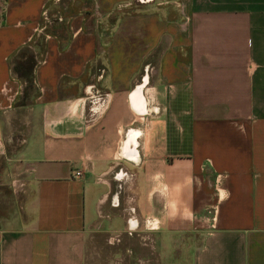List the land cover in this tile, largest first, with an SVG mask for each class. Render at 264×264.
<instances>
[{
	"label": "crops",
	"instance_id": "1",
	"mask_svg": "<svg viewBox=\"0 0 264 264\" xmlns=\"http://www.w3.org/2000/svg\"><path fill=\"white\" fill-rule=\"evenodd\" d=\"M48 1L1 0L0 164L22 192L0 264H83L96 227L147 237L148 264H264V0H61L30 94L12 66Z\"/></svg>",
	"mask_w": 264,
	"mask_h": 264
},
{
	"label": "rangeland",
	"instance_id": "2",
	"mask_svg": "<svg viewBox=\"0 0 264 264\" xmlns=\"http://www.w3.org/2000/svg\"><path fill=\"white\" fill-rule=\"evenodd\" d=\"M60 4L61 0H52L43 7L45 10L44 16L41 15L38 28L34 35L29 39L28 47L26 49L30 51L34 50L33 44L35 41H37L36 39L40 38L46 29H49L51 18L54 16L56 18L58 16L57 11ZM61 22H64V20L61 19ZM28 91L30 94L33 93V91L29 88ZM146 106L147 110L145 115L154 113L156 111V108H154L155 103L151 97L146 99ZM116 157H118L116 159L123 161L122 157L119 155L116 154ZM119 166L120 165H118V167ZM115 168L117 169V166ZM112 187L113 193L115 188H117V190L119 189L121 192L123 191V185H118L117 181L113 183ZM19 188L20 187L6 185L3 175V168L0 164V223H2L4 219H6L8 215L13 212V208H17L19 203V194L22 192ZM121 192L117 194V202H119L117 207L119 209L122 204L120 203L122 201L120 198ZM108 199H110V197ZM130 208L132 207H129V209ZM143 228V231H148L151 229L145 226ZM143 233L146 234V232ZM147 242V237H139V235L134 234V232L131 234L126 231L123 235L114 234L111 238H106L103 234H99L97 227L92 228L86 233L83 264H148L147 258L150 256V254L145 248L148 247Z\"/></svg>",
	"mask_w": 264,
	"mask_h": 264
},
{
	"label": "trees",
	"instance_id": "3",
	"mask_svg": "<svg viewBox=\"0 0 264 264\" xmlns=\"http://www.w3.org/2000/svg\"><path fill=\"white\" fill-rule=\"evenodd\" d=\"M52 0L48 1L44 6L50 3ZM56 21V18H51V22L49 23V29H46L43 35L40 38H37L34 42V50L36 51L33 53L32 51L26 49L28 47V42L22 45L18 51L16 52V60L12 66L13 71L17 74V76L25 82V88L31 89L33 91V75H32V68L36 63V60L42 58L43 48H44V34H49L52 29L53 22Z\"/></svg>",
	"mask_w": 264,
	"mask_h": 264
},
{
	"label": "built area",
	"instance_id": "4",
	"mask_svg": "<svg viewBox=\"0 0 264 264\" xmlns=\"http://www.w3.org/2000/svg\"><path fill=\"white\" fill-rule=\"evenodd\" d=\"M135 1H137L139 3H143V2L150 1V0H135ZM44 13H45V10L43 9L41 15L44 16ZM89 86L90 85H88V87L86 88V92H87L86 95H87V97H89L90 99H92V98L97 97V96L100 95V93H98V90H95L93 93H88V92H90ZM154 108H156V111H157V109H158L157 105H155ZM123 173H125V172L123 171ZM78 174H79V171L78 170H75L74 171V175H78ZM128 175H130V173ZM11 185L13 187H20L21 182L19 181V178L18 177L12 178L11 179ZM132 221H133V223H132ZM127 223H128V227H134L136 225V221L134 222V219L133 218H128L127 219ZM143 225L145 227H147V228H151L152 229V228H155L156 227V221H155L154 218H152L150 216H145L144 219H143Z\"/></svg>",
	"mask_w": 264,
	"mask_h": 264
}]
</instances>
